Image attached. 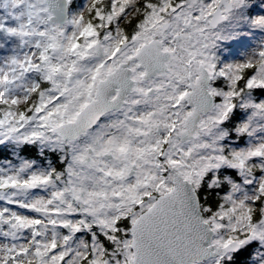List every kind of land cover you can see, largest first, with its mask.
<instances>
[{
  "label": "rangeland",
  "instance_id": "rangeland-1",
  "mask_svg": "<svg viewBox=\"0 0 264 264\" xmlns=\"http://www.w3.org/2000/svg\"><path fill=\"white\" fill-rule=\"evenodd\" d=\"M140 1L85 0L81 6V0H69V18L63 25H59L48 20L50 12L44 0H0V27L2 29L3 25L6 26V31L0 33V147L6 145L13 148L21 141L28 140L34 148L30 153L39 161H49L57 154L59 159H63L60 153L64 155L62 150L67 151V147L64 149V142L51 130L52 127L73 119L76 110L93 96L98 80L112 71L119 60L122 61V54L125 55V60L136 54L145 42L155 37L156 29L165 21H171L170 27L163 34L166 39L164 49L171 52V68L165 75L166 82L160 93L146 100L140 99L147 107L142 112H134L136 123L131 121V112H128L130 119L122 120V133L126 131L127 141H132L131 144L118 141L113 145L108 141L109 143L102 145L105 150L116 146V158L106 165L93 167L94 177L87 188L94 195L86 197L88 207L74 208V200L68 187L63 183L60 187L47 176L39 180L37 176L31 178L33 181L28 185H22L9 177L10 188L6 192H0V206L6 207L15 201L20 207L23 198L42 194L43 199L48 200H42L43 204L36 201L31 207L32 210L40 211L39 214L18 209L25 212L28 218L38 219L40 222L47 215L55 218L52 221L54 232L44 226L41 234L36 236V230L45 222L34 226L33 222L11 218V228L8 231L10 241H0V264H62L64 260L63 264H80L81 258L89 249L92 252V264L133 262L129 225L139 210L134 209L130 200L131 194H136L141 188V180L146 174L142 173L143 177L140 179H127L126 184L122 182V156L128 152H132V158L139 159L143 172L148 170L149 178L153 175L152 179L147 180V186L153 184L152 188L159 187L160 190L168 188L172 176L167 174V166L175 167L194 183L201 197L206 220L216 231L215 243H228L234 239L232 233L235 229L248 225L249 236L238 240L243 244L257 241V259L251 264H264V216L260 221L252 223L249 208L245 207L252 203L241 202L247 198L239 197L236 190L245 194L249 191L242 184L234 183L226 195L232 201L231 208L216 212H212L208 205L209 197L213 198L212 193H206L204 197L201 194L203 176L209 169L217 170L226 163L221 153V140L225 130L222 121L231 108L228 99L231 91L223 93L211 82L210 90L216 96L222 95L223 100L216 102L211 111L201 118L194 138L187 141L174 140L164 161L160 160L159 155L156 174L149 172L155 153L157 150L162 151L160 144L167 141L170 134L175 138V134L184 129L185 117L192 108L186 103H178V100L182 92L189 89L190 76H198L200 63L208 68L212 81L219 73L235 78L242 65L256 63L259 66L250 78V83H264V1L251 16L250 6L255 0H230L233 8L218 27L210 25L212 15L209 10L219 0H199L197 3L178 0L175 5L172 0H157L158 3L147 0L146 5H142L143 9L139 7ZM140 13L144 14L141 25L130 38L125 37L122 33V15L130 18ZM191 13L193 17L190 23ZM81 17L85 19L87 26ZM126 40H130L131 44L116 55V49ZM97 41L103 45V55L95 52L94 44ZM88 53H91L90 57L87 56ZM76 68L82 69L86 77H78L82 84L78 83L77 88L73 87L71 96L63 95L66 85L62 86L60 83H67L70 72ZM44 86L47 88H42ZM60 86L63 90L61 93ZM135 99L134 97L133 102ZM172 101L176 103L171 107ZM251 102L254 106L252 105L246 125L252 128L254 134L249 145L229 143L238 156H243V160L236 163L242 172H245V160L264 159V138L258 139L264 133V109ZM35 107L39 111L38 118L30 121V114L26 115V112L36 109ZM130 126L134 127L136 133L132 132L136 136L129 132ZM129 158L127 156L126 161ZM5 164H9L12 170L8 172L20 177L18 167L22 170L24 166H14L8 159ZM123 166L126 167L127 162ZM1 170L2 168L0 175ZM45 172L47 173V167ZM102 178L106 179L105 185L102 184ZM251 179L248 177L247 181ZM42 180L44 181L41 182ZM256 180V188L264 192V175ZM213 182H218L217 175L211 180V184ZM49 186H52V193H42V189ZM56 191L57 194L54 193ZM122 193H126L123 200ZM91 200L95 202L93 205L88 202ZM41 207L46 208L47 214H44L45 209L42 211ZM121 216L126 217L117 225ZM70 221L75 227L84 228L88 225V231L91 230L90 239L83 233L76 235L75 232H65L62 224ZM46 229L48 235H61L63 242L57 243L58 240H51L50 237L47 239ZM111 240L114 248L110 257L104 259L103 242ZM228 259H231V254L197 264H226Z\"/></svg>",
  "mask_w": 264,
  "mask_h": 264
},
{
  "label": "water",
  "instance_id": "water-1",
  "mask_svg": "<svg viewBox=\"0 0 264 264\" xmlns=\"http://www.w3.org/2000/svg\"><path fill=\"white\" fill-rule=\"evenodd\" d=\"M196 3L198 0H189ZM51 13L50 22L63 25L69 17V0H44ZM225 6V11L222 10ZM233 2L220 0L212 12L210 24L217 27L226 20L232 10ZM171 25L165 21L156 30V36L144 43L131 60H139L140 66L146 70V75H152L168 67L170 52L163 50L160 35ZM5 30V26H2ZM124 41L115 54L121 53L130 45ZM95 52L103 55V45L97 41ZM129 61L120 62L113 71L98 82L95 97L77 114L76 118L65 121L52 128V131L63 139H74L93 127L107 112L120 108L127 94L132 90L135 80L131 76ZM212 76L204 63L199 64V75L190 77V89L181 96V102H187L192 107L187 115L184 129L176 135L182 141L195 137L201 118L215 106L216 96L210 90ZM115 93V94H114ZM114 94V96H112ZM33 111L30 121L38 117ZM171 141V137L168 139ZM173 171V187L160 195L154 203L132 223L131 247L133 262L128 264H195L210 258L221 257L231 252H239L242 242L234 239L226 244L214 242L215 229L206 220L201 207L200 195L194 183L184 177L175 167ZM71 230L69 223L64 225ZM2 229L0 221V231Z\"/></svg>",
  "mask_w": 264,
  "mask_h": 264
},
{
  "label": "trees",
  "instance_id": "trees-1",
  "mask_svg": "<svg viewBox=\"0 0 264 264\" xmlns=\"http://www.w3.org/2000/svg\"><path fill=\"white\" fill-rule=\"evenodd\" d=\"M114 1V0H113ZM178 0H172V4L175 5ZM264 0H255L250 6L249 14L253 16V13L260 7L261 3ZM85 0H81V6L84 4ZM147 0H141L139 2V7L143 9V3L146 5ZM152 3H158L157 0H151ZM95 3V2H94ZM93 3V4H94ZM80 6V9H81ZM90 6V5H89ZM127 10V9H126ZM141 15V17H140ZM82 18V17H81ZM144 18V14H135L130 18H126L125 14L122 15V33L125 37L130 38L135 30L141 25ZM84 22V25L87 26V23L84 18L81 19ZM2 34V32L0 31ZM81 36V35H80ZM79 43V42H78ZM258 64H244L242 65L235 76L232 78L226 73H219L218 76L214 77L212 84L214 87L223 93L225 91H231V96L228 97L231 108L226 115V118L222 121L224 130V136L221 142V153L225 158V165H222L217 170L209 169L208 172L203 176L201 194L206 195L211 194L213 198L209 197L208 205L212 208V212L220 211L222 209H230L232 206V201L227 198V192L230 191L234 183L242 184L245 187V190H252L254 182L257 176H259L264 168V159H247L244 161V171L242 172L236 163H239L243 160L242 155H237L234 150L231 149L229 145L230 142L246 146L249 144L251 138L253 137L254 131L250 126L246 125V121L249 119L250 111L253 108V101L255 105L264 109V83H250V78L256 70L258 69ZM48 86V85H47ZM44 86L42 88H47ZM42 92V90H41ZM217 102L223 100L222 95L216 96ZM253 105V106H252ZM21 141V140H19ZM31 142L28 140H23L18 144L17 147H0V164H5L7 159L11 162H19L25 158H31L35 163L45 164L52 169L50 170L49 179L52 181L58 182V169L60 168L59 163H61L57 157L53 156L49 161H39V159L30 153L34 148L31 147ZM230 164V165H228ZM217 175V181L211 184V180ZM251 177L250 181H247V178ZM10 183V180L5 177H0V192L4 189H7ZM257 193L256 206L253 207L252 213V223L258 222L264 216V192H261L258 189H255ZM201 198V197H200ZM121 221V218L117 220V225ZM91 230L85 231V235L90 239ZM79 233V232H77ZM249 226L244 225L240 229H235L233 231L234 239H244L249 236ZM102 242V241H101ZM105 247L104 259L110 257L111 251L114 248V244L111 241L103 242ZM258 243L257 241L247 242L243 244L239 252H232L231 259L226 260V264H251L254 260L257 259L256 255L258 253ZM106 252L108 255H106ZM227 256V255H226ZM260 256V254H259ZM258 256V258H259ZM65 260L63 261V263ZM62 263V264H63ZM80 264H92V252L89 249L80 260Z\"/></svg>",
  "mask_w": 264,
  "mask_h": 264
},
{
  "label": "flooded vegetation",
  "instance_id": "flooded-vegetation-1",
  "mask_svg": "<svg viewBox=\"0 0 264 264\" xmlns=\"http://www.w3.org/2000/svg\"><path fill=\"white\" fill-rule=\"evenodd\" d=\"M218 3L216 4L214 8H211L212 10L211 9L209 10L211 15H212V12L218 6ZM222 9L224 10L223 6H222ZM192 17L193 16L191 13L189 17V19H191L190 23L192 21ZM165 32L163 34H165ZM163 34L160 36V38L163 40V45L165 47L166 39L164 38ZM155 36H156V31H155ZM87 56L90 57L91 53H88ZM131 56L127 60H125L123 59L125 55L123 56L122 54V61L119 60V63L124 62V61H129L128 66L131 68V71H132L131 76L135 80V84L132 87V90L130 91V93H128L124 105L119 109H115V110L105 113L95 126L83 132L81 135H79L78 137L74 139L64 140L62 139L61 136L56 135L60 139V141L64 142L65 144L64 149L67 147L66 148L67 151L62 150L64 152V155L60 153L61 157L63 156V159H59V154L56 155L58 160L61 162L59 163L60 168L58 169L57 184H59V186L61 187L63 183L68 187V190L72 193V197L74 200L73 201L74 208L79 209L80 206L88 207V203L86 202V197L94 195V194H91V192L87 188L89 183L93 179L92 177H94L93 173L95 169H93V167L99 166L100 164L106 165L107 163H109V161H112L114 158H116V155L114 152L116 149V146L111 147V150H105L104 146L102 145H104L108 141L111 142L113 145H115L118 141H121L122 143L131 144L132 141L130 140L127 141L128 134L126 133V131L122 133V120L130 119V113L128 112H131L132 114L131 121L133 123L134 122L136 123L137 117L134 116V112H142V109H145L147 107V104L142 103L140 99L145 98L146 100L148 97H151L156 93L157 94L160 93L161 89L163 88V84L166 82L165 75L168 74L171 68L170 59L168 60V67L165 70L158 71L157 73L152 74V75H146V70L140 66V61L139 60L130 61ZM115 67L113 68V70L115 69ZM74 71L70 72L67 83L66 82L60 83V85L62 86L66 85V88H65L66 92H64L63 95L69 94L71 96L72 92L74 91L73 87L77 88L78 83L82 84L78 77L80 75L83 76L84 78L86 77V73L83 72L82 69L76 68ZM163 80L165 81L162 82ZM98 82L96 83L95 89H97ZM61 92H63V90H62V87L60 86L59 93ZM95 93H96V90L93 93V96H91L90 99H88L83 105H81L76 110V114L74 118L77 116L80 110L84 107V105L87 104L90 100H92L95 97ZM134 97L136 99L133 102ZM173 104H174V101H172L171 107ZM33 110L38 111L37 108L36 109L32 108L31 110H28L26 112V115H29L30 112ZM39 110L41 111L40 108ZM167 111H169V108L167 109ZM127 115H128V118H127ZM113 122H115V124H113ZM133 126H130L129 132H132V131L135 132ZM133 132L131 133V135L136 136ZM177 134H175V138H173V136L170 134L167 138V141L160 144V147H162L161 148L162 151L159 152V150H157V152L155 153L154 161L151 162V170L149 171L150 173H154V175L156 174L155 171L157 172V167H158L157 163H158L159 155H160V160L164 161L166 156L168 155V151L172 149L171 144L174 143V140H180L179 138L176 137ZM170 137H171V141L169 142L168 139ZM127 156H130L129 161H126ZM152 159H153V156H152ZM125 162H127L126 167L123 166ZM68 164H70V167H68ZM172 168H173L172 166H167L166 168L167 174L172 176L171 185L166 189L160 190L159 187L152 188L151 186L153 184L150 186H147V180L152 179L153 175H151V177L149 178L148 170L143 172L139 159L132 158V152L125 153L122 156V182L124 184H126L127 179H130V180L135 179V178L140 179L143 177L142 173H144V175L146 174V176H144V179L141 180V188L139 189V191L136 194H131L130 203L132 204L134 209L139 210V212H138V215L135 216L130 221V224L133 223L140 214L146 211L160 195L169 191L173 187L174 183H173ZM101 170H104V169H102L101 167ZM102 180H104L102 184L105 185L106 179L102 178ZM96 183L99 184V181H97ZM102 195L104 194L102 193ZM125 196H126V193H122V200L125 198ZM97 200L100 201L98 198ZM88 202L91 205L95 203L92 200ZM125 217L126 216H121V220L123 221ZM73 229H74V226H72V230ZM77 230L82 231V228L78 227Z\"/></svg>",
  "mask_w": 264,
  "mask_h": 264
},
{
  "label": "built area",
  "instance_id": "built-area-1",
  "mask_svg": "<svg viewBox=\"0 0 264 264\" xmlns=\"http://www.w3.org/2000/svg\"><path fill=\"white\" fill-rule=\"evenodd\" d=\"M261 137L264 138V134H261V136L259 135L258 139H260ZM18 170L20 171V174H21L20 175V178L23 179V180H31V178H33L34 175L43 173L42 172L43 169H40L37 166H33L31 162H28L26 164V169H22L21 170L18 167ZM10 172H12V170H10ZM10 172L7 171V173L4 172V174H8ZM25 176L26 177L29 176V178H26ZM49 192L51 193L52 190H50ZM42 193L46 194L47 192H42ZM253 193H249V194L239 193L238 194L239 197L246 196V198H247V200H245V201L241 200V202L244 203V202L248 201V203H252L251 206L250 205L249 206H245L246 208H253V207L256 206V202H255L256 201V192H253ZM251 194H253V196ZM42 200L44 202H46L48 199L47 198L46 199H43L42 194H35L34 196L30 197L29 199L23 200L21 206L32 207L33 206V203H35L36 201H41L42 202ZM41 204H43V202ZM37 205H38V207H40V205L38 204V202H37ZM0 208H1V210H4L5 209L4 206H0ZM18 208L21 209V207H18V206H12L10 209H11V212H15L18 215H26L25 212H23L22 210H19ZM49 216L50 215H47L46 216V219H42L41 222L42 223L45 222L43 224V227L44 226L45 227H49V228L52 229V232H54L53 225L51 224V219L52 218H50ZM45 236L47 237V239L50 237L51 240H58L57 243H62L63 242V238L61 237V235L60 236H57V234H54V233H53V236L52 235H48L47 229H46V232H45ZM0 241H5L6 242V241H10V239L9 238L8 239L7 238H4V239H1ZM0 248H1V246H0Z\"/></svg>",
  "mask_w": 264,
  "mask_h": 264
},
{
  "label": "bare ground",
  "instance_id": "bare-ground-1",
  "mask_svg": "<svg viewBox=\"0 0 264 264\" xmlns=\"http://www.w3.org/2000/svg\"><path fill=\"white\" fill-rule=\"evenodd\" d=\"M24 196V195H23ZM21 197H22V195H21ZM28 199V198H27ZM32 210V209H31ZM34 210V209H33ZM35 211V210H34Z\"/></svg>",
  "mask_w": 264,
  "mask_h": 264
}]
</instances>
